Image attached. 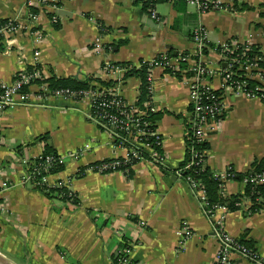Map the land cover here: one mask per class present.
Listing matches in <instances>:
<instances>
[{
    "label": "crops",
    "instance_id": "0c3cea01",
    "mask_svg": "<svg viewBox=\"0 0 264 264\" xmlns=\"http://www.w3.org/2000/svg\"><path fill=\"white\" fill-rule=\"evenodd\" d=\"M28 0H0V21L26 18ZM245 5L246 8H243ZM56 12H41L37 28L42 41L25 31L4 36L0 44V81L13 82L17 74L40 67L47 78L86 81L92 76L117 81V94L134 104L142 81L108 76L106 63L138 65L168 51L195 52L193 31L204 26L208 42L219 46L231 40L246 41L264 54V0H236L237 12L209 11L201 14L186 0H159L152 18L146 4L134 0H61ZM57 15L58 24L51 21ZM98 24L105 27L100 33ZM99 36L110 49L96 53ZM5 52V50H7ZM219 67L217 54L203 58ZM220 89L221 78L211 79ZM154 104L160 118L156 130L163 138L167 167L143 161L133 166L132 176L117 171L100 175L79 171L104 160L124 155L122 148L98 124L89 119L88 101L49 98L43 106L19 105L0 111V184L13 187L0 193V252L13 264H115L118 251L135 242L136 264H212L218 242L204 215L199 198L183 177L174 173L187 157L186 131L191 123L190 89L180 76L152 71ZM34 89L30 90L33 93ZM227 110L217 131L208 139L207 166L213 173L232 167L246 174L264 159V103L225 96ZM90 149L78 159H67L52 183H65L78 196L79 204L21 184L24 169L16 155L31 161L46 146L61 156ZM168 169V170H166ZM223 193L243 195L240 180L224 184ZM185 220L195 236L181 251L177 230ZM145 222L141 227L138 223ZM225 231L252 243L264 256V210L248 215L245 210L228 212ZM235 264H252L235 258Z\"/></svg>",
    "mask_w": 264,
    "mask_h": 264
},
{
    "label": "built area",
    "instance_id": "2783aa9c",
    "mask_svg": "<svg viewBox=\"0 0 264 264\" xmlns=\"http://www.w3.org/2000/svg\"><path fill=\"white\" fill-rule=\"evenodd\" d=\"M146 4L152 13V18L159 21V15L155 9L159 0H134ZM172 1V0H170ZM194 6L198 12L205 14L209 11H230L237 12L236 0H186ZM61 0H28L26 4V18L12 19L10 23L0 28V37L9 36L18 31L29 32L36 42L43 39L37 28L40 13L56 12L59 9ZM51 21L58 24L57 15L51 13ZM100 33L105 32V27L98 24ZM193 41L196 45L195 52H177L175 57H169L168 52L159 55L151 61L143 60L138 65L128 67H115L110 63L104 65L108 76L121 75L130 69H140L148 66L149 70V98L145 108H140L134 104L125 102L117 94V88L111 87L104 91H72L70 89H57L53 92L48 90L44 83L47 78L40 68H34L31 72H21L16 75L13 82L0 81V111L15 108L19 105L43 106L49 98L64 99L66 101H77L76 96H81V101L89 102L91 110L89 119L98 124L114 140V146L122 148L124 155L112 160H104L91 164L79 171V175L86 172H94L100 175L110 174L120 171L127 177L134 165L150 161L156 165L167 167V157L162 152L163 138L159 132L148 129L150 123L145 118L148 114L158 113L159 108L154 104V88L152 86V71L154 69L164 70L174 76L182 77L189 85L191 123L186 131L187 142L190 141L191 161L184 167L176 169V175L187 180L196 196L199 198L204 215L212 224L214 235L218 242V250L212 264H235V258L246 259L252 264H264L262 256L255 248L245 246L240 238H235L224 229V222L228 210L222 206L212 209L209 204L206 188L199 180L192 175H184L183 172L193 166L204 164L203 156L207 152L198 153L193 151L192 145L195 143L208 142L210 134L220 127L224 114L227 110L225 96L232 94L237 97H244L249 100L264 103V54L256 53L252 39L246 41L231 40L225 44L215 46L211 52L218 55L219 67L216 69L211 64L204 62V50L208 47V31L204 26L196 28L192 33ZM93 50L102 53L108 49L103 44L102 37L99 36L93 42ZM8 51L5 50V52ZM4 53V52H3ZM185 67L181 68V64ZM226 63L227 66L223 67ZM219 76L221 78L220 89L212 86L211 79ZM34 89L33 93L30 90ZM27 90V91H25ZM44 94H50L44 97ZM110 95L113 98H106ZM145 137H153V143L145 141ZM193 143V144H192ZM159 148V150L157 149ZM90 149L87 145L83 149L71 152L67 156L40 154L35 159L28 161L16 155L14 161L24 169L20 178L23 186L44 192L46 195H55L58 198L67 200L72 204L78 201V196L71 191L69 185L65 183H52L50 181V170L55 167H64L67 159H78ZM237 173L232 167L224 172L214 173L223 189L224 184L231 180H236ZM244 185L252 184L264 186V172L256 173L245 177L241 181ZM11 180H5L0 184V193L6 192L13 187ZM243 201L238 204V208L249 212L251 199L242 195ZM258 199V198H257ZM3 214H8V206H0ZM143 227L145 222L138 223ZM195 236V233L188 221L183 220L177 230L179 251L185 248L186 243ZM135 242L128 241L118 251L115 264H136L132 259Z\"/></svg>",
    "mask_w": 264,
    "mask_h": 264
},
{
    "label": "trees",
    "instance_id": "16d2710c",
    "mask_svg": "<svg viewBox=\"0 0 264 264\" xmlns=\"http://www.w3.org/2000/svg\"><path fill=\"white\" fill-rule=\"evenodd\" d=\"M243 8H246L245 5H242ZM10 20H2L0 21V28L9 24ZM3 36L0 37V41L2 40ZM215 48V46L209 44L208 47L204 50V53L209 54L210 49ZM256 50V53L260 54V48L258 46L253 47ZM4 51V47L0 44V54H2ZM177 55V52L168 51L169 57H175ZM115 67H128L129 64H111ZM185 67V63L181 64V68ZM40 68V67H36ZM34 68L27 70L26 72L33 71ZM149 68L148 66L144 65L140 69H130L128 72L125 73L124 79L130 78V77H138L142 81V86L140 90V96L137 100L136 105L140 108H145L146 102L149 98ZM44 83L48 86V90L50 92H53L57 89H70L72 91H88V90H99L104 91L106 89H109L111 87H116L117 81L115 80H103L99 77L92 76L88 78L84 82H80L75 79H61L56 77L46 78L44 80ZM27 91V90H25ZM50 94H44V97H49ZM106 98H113L110 95H106ZM75 99L77 101H81V96H76ZM160 118V113H151L148 114V117L145 118V120L150 123V126H148V129L155 130L156 129V123ZM153 137H145V141L149 143L154 142ZM190 141L187 142V157L185 162L180 166L184 167L186 166L190 161L192 154L190 153ZM193 144V143H192ZM193 151L198 153L207 152L209 148V143H195L192 145ZM159 150V148H157ZM44 155H57L51 147L46 146V149L44 150ZM204 164L201 166H193L189 170H186L183 172V174L186 176L192 175L194 179L199 180L201 184L206 188L207 196L209 200L210 207L212 209H216L218 207L224 206L228 212L236 211L238 210V204L243 201V197L241 195H232L228 196L223 193V189L219 186L220 181L214 177V173L210 170V168L207 166L206 160H207V154L203 156ZM63 167H53L50 170V174L58 173L62 170ZM168 170V169H166ZM176 172V169L174 170V173ZM264 172V159L261 161L256 162V168L244 175L238 174L236 177V180L242 181L245 177L252 176L256 173H262ZM132 176V170L129 173L128 177L130 178ZM246 196H248L252 203L251 208L249 212H247L248 215H253L257 212H260L264 210V186H255L252 184H248L245 191ZM51 196V195H50ZM258 198V199H257ZM76 204H79L78 201H76ZM241 242L249 247L254 248L251 242L246 241L243 238H240Z\"/></svg>",
    "mask_w": 264,
    "mask_h": 264
},
{
    "label": "water",
    "instance_id": "95a60500",
    "mask_svg": "<svg viewBox=\"0 0 264 264\" xmlns=\"http://www.w3.org/2000/svg\"><path fill=\"white\" fill-rule=\"evenodd\" d=\"M226 66H227V64L224 63V64H223V67H226ZM7 261L10 262V260H9L8 258H6V257L0 252V264H8Z\"/></svg>",
    "mask_w": 264,
    "mask_h": 264
},
{
    "label": "bare ground",
    "instance_id": "6f19581e",
    "mask_svg": "<svg viewBox=\"0 0 264 264\" xmlns=\"http://www.w3.org/2000/svg\"><path fill=\"white\" fill-rule=\"evenodd\" d=\"M8 262V264H13V263H11V262H9V261H7Z\"/></svg>",
    "mask_w": 264,
    "mask_h": 264
}]
</instances>
